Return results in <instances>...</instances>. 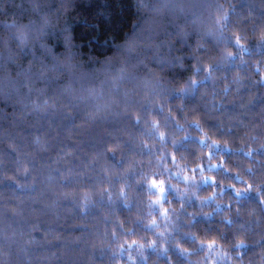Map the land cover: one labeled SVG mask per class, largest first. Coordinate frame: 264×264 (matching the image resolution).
Instances as JSON below:
<instances>
[{"label": "clouds", "instance_id": "clouds-1", "mask_svg": "<svg viewBox=\"0 0 264 264\" xmlns=\"http://www.w3.org/2000/svg\"><path fill=\"white\" fill-rule=\"evenodd\" d=\"M0 264H264V0H0Z\"/></svg>", "mask_w": 264, "mask_h": 264}]
</instances>
